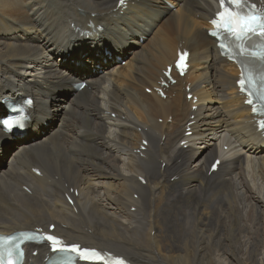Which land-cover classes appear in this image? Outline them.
I'll list each match as a JSON object with an SVG mask.
<instances>
[{"label": "bare ground", "instance_id": "obj_1", "mask_svg": "<svg viewBox=\"0 0 264 264\" xmlns=\"http://www.w3.org/2000/svg\"><path fill=\"white\" fill-rule=\"evenodd\" d=\"M118 1L0 0V100H35L23 137L0 126V233L54 224L134 264H264V139L206 33L216 0Z\"/></svg>", "mask_w": 264, "mask_h": 264}, {"label": "snow or ice", "instance_id": "obj_2", "mask_svg": "<svg viewBox=\"0 0 264 264\" xmlns=\"http://www.w3.org/2000/svg\"><path fill=\"white\" fill-rule=\"evenodd\" d=\"M219 2L221 11L217 12L215 18L211 20V24L217 30L210 35L215 37L223 32L231 37L239 55L259 57L261 61H264V10L257 9L255 5L249 4L248 0H219ZM119 3L120 6H124L125 0H119ZM220 48L224 50L225 44L221 43ZM187 55L186 52L180 53L176 63L177 68L183 69ZM241 64L242 73L238 84L242 91H246L251 96L253 91L248 89V84H253L254 78L250 72L246 75L243 61ZM261 82L264 83V73H261ZM261 99L264 100V94H261ZM246 102L253 103L251 99ZM255 110L254 108L253 111ZM16 123L20 127L24 126L21 121ZM0 125L6 131H11L13 118L0 121ZM54 227L53 225L52 228ZM40 235L41 238L37 242L46 243L54 254L50 257V264H72L77 259L81 264H126L125 260L120 258L113 261L111 255L97 249L81 247L78 244H66L62 239L51 234ZM21 236L25 240L34 239L26 233H22ZM19 249L20 244L16 237H0V264H15L14 255L19 253Z\"/></svg>", "mask_w": 264, "mask_h": 264}, {"label": "rangeland", "instance_id": "obj_3", "mask_svg": "<svg viewBox=\"0 0 264 264\" xmlns=\"http://www.w3.org/2000/svg\"><path fill=\"white\" fill-rule=\"evenodd\" d=\"M81 52H82V51H80V53H81ZM71 59H72V58H71ZM123 63H125V62L123 61ZM123 63H122V64H123ZM113 117H114V116H113ZM159 122H162V119H160ZM53 123L55 124V120L51 121L50 125H53ZM224 148H226V147H224ZM6 158H7V157H6ZM6 158H4V159H6ZM4 159L2 158L1 160L4 161Z\"/></svg>", "mask_w": 264, "mask_h": 264}]
</instances>
